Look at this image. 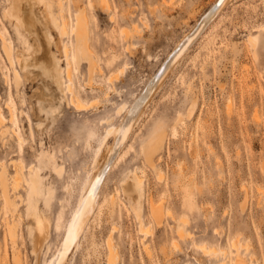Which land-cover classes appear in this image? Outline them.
<instances>
[{
	"label": "rangeland",
	"instance_id": "rangeland-1",
	"mask_svg": "<svg viewBox=\"0 0 264 264\" xmlns=\"http://www.w3.org/2000/svg\"><path fill=\"white\" fill-rule=\"evenodd\" d=\"M26 1L22 40L13 22L2 15L6 0H0V32L13 58L8 61L0 47V106L8 131L0 135V161L4 159L12 170L10 160L19 156L18 133L23 138L24 168L34 163L42 147L55 154L62 171H40L51 182L53 195L49 208L36 201L47 226V237L37 248L30 233L34 215L25 213L23 186L9 190L16 198L15 211L4 209L0 196V264H11L12 243L4 236L5 219L11 216L16 218L14 243L24 264H42L49 256L77 203L105 126L117 123L124 111L116 108L122 103L126 107L144 90L160 61L161 67L177 40L214 3L107 0L106 7L98 0H60L70 27L77 10L85 13L94 60L88 73L86 59L75 58L74 33L62 37L72 57L74 86L88 105L93 99L79 110L68 102L69 92L59 89L41 67L51 53L65 66L62 41L47 8L42 7L43 0ZM123 27L127 34L121 32ZM195 39L148 95L124 154L106 175L78 248L69 251L63 264H221L227 257L232 264L237 251L232 239L240 241L238 252L251 264H264V0H228ZM13 69L19 73L17 82ZM9 99L16 105L11 122H7ZM191 103L194 108L188 112ZM9 126L15 130L9 131ZM160 132L162 143L150 162L148 140ZM132 169L143 180L140 217L148 225L146 232L122 190L121 181L129 182ZM110 192L114 205L107 200ZM151 200H160L170 210L159 223L149 211ZM179 216H186V222L177 221ZM56 224L61 227L54 229ZM108 235L112 241H105ZM198 243L217 249L203 252ZM109 247L118 252L111 263Z\"/></svg>",
	"mask_w": 264,
	"mask_h": 264
},
{
	"label": "bare ground",
	"instance_id": "bare-ground-1",
	"mask_svg": "<svg viewBox=\"0 0 264 264\" xmlns=\"http://www.w3.org/2000/svg\"><path fill=\"white\" fill-rule=\"evenodd\" d=\"M23 1L26 0H6V4L2 9V15L6 17L8 20L13 22L14 30L18 38H22L21 27H23L24 24ZM40 1L42 0H39V2ZM43 1H42L43 3L42 7L45 4L44 7H46L47 10L46 8L43 9L47 11V12L45 11L46 15L48 14L49 20L52 23V25L56 28L58 36L61 38V41L63 40L62 39L63 36H69L70 32L74 33L75 41H76V51H77L75 58L77 61H79L81 57H84L87 61V69H88L87 72L89 71L88 73H90L94 67V60L92 59V56L90 54L91 49L88 46L89 44L87 43L88 41L86 38L87 28H86L85 13L81 11V9L79 11L77 10V12H75L74 14V26L70 27L66 17L61 12L60 0H45L44 1L45 3ZM98 1L101 3L102 6L106 5L107 7L108 5L107 0H98ZM213 1H214L213 5L210 6V8L206 12H204V14L201 16L200 19H196L195 22L189 28V30L188 31L186 30L187 32H184L182 34V37L177 40V42L173 46L171 54L168 56L167 60L163 63L161 67L160 64L162 63V60L160 61V63L155 68L152 77H150V79L145 82L144 90L140 91L138 95L134 96L133 100L131 99L132 100L131 103L126 105V107L125 104L122 103L116 108L117 110L115 111L117 112L121 111L123 108L124 111L120 115L121 117L120 119H118L117 123L115 124L110 123L109 125L105 126L104 132L102 134L101 142L96 148L97 150L94 155L95 158L93 157L94 159H92L93 164L91 170L90 172L87 171L88 174L82 179L77 203L75 207L72 209L69 218L66 220V222L63 225L64 227L60 239H58V242L55 244L54 249L51 250L49 256L47 258H44L42 264H63L69 251H71L73 247L74 250L78 248L81 241V237L86 232V229L89 226L87 222L89 213L93 212V210L95 209V205L98 203V196L102 188V185L106 179V175L107 173H109V171H111L110 169H112V167L115 166L118 160H120L122 154H124L123 148L124 146H126L125 144L129 140L130 134L133 131L132 129L133 125L136 122L139 115L141 114L143 105L145 104L148 95L160 83L166 72L170 69L171 65L175 64L174 62L183 56V54L188 50L189 45L192 44V41L196 40L195 38L197 37V35L200 34L205 28V26L210 22V20H212L215 17V15L220 12L221 8L225 5V3L228 0H218V1L213 0ZM53 4L56 5V10H54L52 6ZM112 16L113 15H111V18ZM25 18H29V17L25 16ZM30 20L31 19H28V22ZM123 28L124 29H121V32L127 34L125 27ZM247 39L250 40V42H252L250 36H248ZM24 42L27 43L26 40ZM29 46L30 45H27V47ZM0 47L3 53L5 54V56L9 59L8 61H12L13 58L9 43L1 32H0ZM59 48H61L63 52L65 59V66L62 67L60 59L56 55L51 53V57H48V59L50 58L49 61L50 63L48 62L49 65L48 63H46L47 65H44V63H42L41 67L43 71L46 73V75H48L50 79L53 82H55L56 86L59 89H64L67 92H69L68 102H70L73 105V107L79 110L86 109L88 106H90L93 99H91L92 101L88 105L89 102L86 103L82 100L80 94L78 93V88L74 86L72 80L73 73L71 74L72 57L69 53V46L67 42L62 41L61 46H59ZM168 52L170 51L168 50ZM13 70H14L13 77L15 79V82H17L19 78V73L16 71V69ZM157 70L158 73L154 74ZM63 71H65L64 74L65 79H63V73H62ZM89 76L90 75H88V77ZM9 100H10L9 105L7 106L9 118L7 122L13 121V116L16 110L15 103L11 99ZM95 101L98 102L97 100ZM6 105L7 104H5V106ZM193 108H194V103H191L188 112H191ZM1 111L2 108L0 106V128L4 126V128L0 129V135L3 137L4 133L6 132L8 133V131L5 128L7 127V125H5L4 123V117ZM11 128L12 127L9 126V131H12ZM15 136L18 140L17 152L19 153V156L17 158L13 157L12 159L11 158L8 159V161L11 159L10 164L12 170H9L8 169L9 167L7 168L6 163L3 162L4 159L0 161V196L2 199V207L8 211L9 210L15 211V209L17 208L15 201L16 198L14 197V194H12L13 196L10 194L9 190H13L16 192L19 186L20 187L23 186L22 189L24 188V196L22 199L25 202V213L26 214L33 213L34 215L33 227L30 229V233L32 235L33 246L34 248H37L38 245L47 237V228H46L47 226L44 215L36 208V201L41 200L44 206L46 208H49L53 195V188L51 182L45 181L44 174H41L40 171L43 168L44 169L48 168L50 170L52 169V171H54L55 173L60 174L62 171V165L58 164L55 161L56 159L55 154L51 150L49 151L47 150V148L43 149L41 147V149H39V151L36 152L35 155L33 154L34 163L33 162L29 163L25 167L26 168L25 169L23 163L24 161L21 156L23 150L22 147L23 138H21V136L18 133H15ZM162 139H163V133L160 132V133H154V135H152V137H150V139L148 140V145L146 148V157L148 161L151 162V156L153 155L155 150L160 147L162 143ZM13 153L15 152L13 151ZM139 176L140 175L137 174L136 170L134 169L129 170L127 176L129 182L127 183L126 179H124L121 181V183H122V190L128 195L129 200L133 202L132 206L133 209H135L134 211H136L135 214L137 213L136 215L139 218L140 229L143 232H146L148 230V225L143 223L140 217V212L142 210V198L144 196V188H143V180ZM159 176L161 175L159 174ZM17 194L20 198V193H16V196ZM104 200L105 198L102 199L103 202ZM107 200L111 205H114L115 203L114 192L113 193L110 192L108 194ZM149 205H150L149 211L156 223H159L161 221V217L164 213H168L170 211V210L168 211L169 208L168 209L163 208L160 200L159 202L156 201L154 202L151 200L149 201ZM12 213L13 212L9 213L10 216ZM178 220L179 222L184 223L186 222L187 218L186 216H179L177 221ZM4 224H5L4 236L9 239V242L12 243V245L10 243V245L12 246L10 247L11 264H24L20 251L19 249H17L19 246L15 247L16 244L14 243L16 241V236H17L16 218L14 220L13 216H11V218L6 217ZM57 227H61V226H58L57 224L53 226L54 229H56ZM111 227L113 229H117L116 225L114 224H112ZM177 233L180 237L184 235L180 227H178ZM187 233L189 232L186 231L185 235H188ZM108 236H109L107 237L108 240L105 241L111 240V236L110 235ZM234 238H236V236ZM230 242H231V246H233L234 249L235 248L237 249V251L235 249L236 256L233 259L232 264H251L250 261L245 259L238 252V246L240 241L236 239H232V241ZM173 244H176V242H173ZM202 244L198 243V245H201L200 246L201 249L206 250V252L207 251L211 252L217 249V248L211 249L209 247L212 246H204V245L202 246ZM244 245H246V243ZM146 247L148 248V246ZM246 247L247 246H245V248ZM49 248H50V244L48 243L46 247V251ZM116 248L117 247H115V249L109 247V253H107L108 254L107 258L110 260V263L111 261H113L114 258H117L115 257V255H118ZM222 251L225 252L226 250L222 249ZM227 256L228 255H226V257ZM229 259L227 257V260L225 261L222 260L221 264H230Z\"/></svg>",
	"mask_w": 264,
	"mask_h": 264
}]
</instances>
